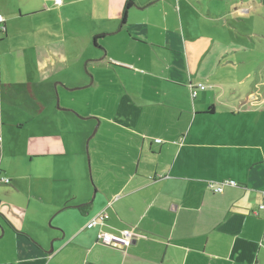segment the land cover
I'll use <instances>...</instances> for the list:
<instances>
[{
	"label": "crops",
	"instance_id": "obj_1",
	"mask_svg": "<svg viewBox=\"0 0 264 264\" xmlns=\"http://www.w3.org/2000/svg\"><path fill=\"white\" fill-rule=\"evenodd\" d=\"M82 1L92 17L99 8L100 23L73 37L105 34V49L97 54L83 43L92 95L86 107L72 97V108L111 125L101 128L100 120L92 134L105 142L91 171L93 196L81 175L64 174L55 157L66 155L64 142L50 150L46 143L53 138V147L60 136L47 129L54 89L69 99L82 74L78 60L70 64L79 53L64 33ZM96 1L0 0V264H264V93L225 94L210 80L223 51L183 28L167 35L165 12L139 23L155 0H131L124 20L128 0ZM198 84L204 88L193 98ZM9 109L29 114L16 122L4 117ZM6 125L14 132L34 126L26 159L4 162ZM79 146L75 139L71 149ZM224 180L236 185L210 187ZM101 213L102 226L84 228ZM99 229H130L133 241L125 249L100 245Z\"/></svg>",
	"mask_w": 264,
	"mask_h": 264
},
{
	"label": "rangeland",
	"instance_id": "obj_2",
	"mask_svg": "<svg viewBox=\"0 0 264 264\" xmlns=\"http://www.w3.org/2000/svg\"><path fill=\"white\" fill-rule=\"evenodd\" d=\"M98 1L102 4L101 0H97L96 3ZM113 1L116 3V0ZM141 1L142 0H137V2ZM163 1L164 4L162 3ZM174 5V3L173 5L172 3H168V0H155V2L150 5V8L147 9L151 14H147L146 11H143V14L141 13L142 15L139 17V23L143 22V19H154L153 16L163 19L165 12L167 14L166 20L162 21L161 24L165 25L164 28L167 35L171 36L173 33L181 35L180 32L183 28L185 31L197 36L202 45L205 46L208 43L212 48L223 51L224 57H221L220 64L214 66L211 70L212 74L210 80L217 82L223 87L225 94L232 95L237 91L240 94H248L250 92L254 96L263 95L264 18L260 14V6H258L260 5V0H178V5L177 3L175 6ZM83 6L84 8H82ZM88 7L91 8L89 5L84 4L83 1L74 5V7H71L72 11L70 13L73 21L70 25L73 28L68 27L69 25L66 24V21L64 23V33L76 43V48L79 53V55L70 61V64L75 65L78 60L79 69H81V66H84L85 63L82 59L84 54H86L83 43H85L87 36L85 34L86 39L83 37H73L75 32L72 30H79L82 33L92 25V22H96L97 24L100 23L99 17L97 16L99 8H95V15L92 17V15L86 11ZM114 8L113 5L110 11L106 9L102 10V13L105 16L108 14L114 15ZM42 16L43 15L36 16L35 19H41ZM92 18L94 19L92 20ZM119 23L120 19L118 21V24ZM36 34L37 35L34 34V36H37L39 39L41 34ZM35 37L30 35L29 40L33 42L37 39ZM67 42L69 41L67 40ZM86 42H89L87 43L88 46H90L89 49H92L95 53L99 54L100 52H104V39L97 40L96 46L93 42V38L89 39V41L86 40ZM102 56L103 55L100 57ZM82 70V74L80 75L79 71L78 79L75 80V84L72 85L73 87L71 86V88L75 89L73 91L71 90L70 95L67 94L69 99L64 98L61 88L59 92L54 89V105L53 103L50 104L47 115L51 122V128L47 127V129H49V132L58 131L60 136H58L59 142H56L55 146H50V144L54 143L53 138L47 139L46 143L49 144L48 150H50L54 147H63L64 142V149L61 148V150H63L66 155L63 157L55 156L64 162V174H69V172L73 170L71 172L72 174L81 175L80 179H84L89 183L91 196H93L95 193L92 177L93 163L97 156H101L99 149H101V146L104 147L105 142H102V139L100 141L98 136H93L92 131L99 126L100 120L102 122L101 128L111 125L107 124L104 119H92L84 116L86 115V109L76 111L72 108L74 107L71 101L72 97H74L75 100L79 98V104L86 107L89 97L92 95L90 92L92 91L91 88L87 87L90 80L89 78L86 80V74L84 70ZM16 72L15 70L12 71L14 74ZM70 83L72 82L70 81ZM218 89L220 88L218 87ZM100 94L101 90L97 91L95 98H98ZM56 95L59 97L58 105L56 103ZM26 103L22 101V105L25 106ZM96 104L99 105L101 102H97ZM97 112H99V114L104 113L101 109H98ZM6 113H9L12 119L15 117L14 119L16 122L22 120L23 116L29 114L25 112V114H20L18 109H15V111L9 109L8 112L4 111L3 113L5 118L7 117ZM38 123L40 122L34 124ZM32 125L24 126L20 132H14L13 128L8 129V126H5V163L8 162L10 157L16 162L26 159L28 152L27 139L29 131L34 127ZM72 137H74L73 141L71 139ZM75 139L78 140L80 146L78 149H71L72 142H74L75 145ZM95 145H97V151L95 150ZM51 155L50 153L47 157H52ZM72 159L78 162V171H75V167L70 166V160ZM12 168L19 169L16 166ZM49 226L52 228L55 227V225ZM50 248L51 245H49L48 249L50 250Z\"/></svg>",
	"mask_w": 264,
	"mask_h": 264
},
{
	"label": "built area",
	"instance_id": "obj_3",
	"mask_svg": "<svg viewBox=\"0 0 264 264\" xmlns=\"http://www.w3.org/2000/svg\"><path fill=\"white\" fill-rule=\"evenodd\" d=\"M54 5L58 6L61 4V0H53ZM3 22V17L0 15V23ZM193 88V87H191ZM197 88L203 89L204 86L201 84H198L195 86V88L192 89V95H196ZM2 182H7L8 180L5 178H1ZM236 183L230 181V180H224L219 183H210V187L214 192H220L224 186H235ZM260 210H264V204L260 205ZM257 211L254 213L256 214ZM106 218V215L101 213L93 218H91L84 226V228L91 229L96 226H102L104 223V220ZM97 242L103 245L113 246L119 249H124L127 246L130 245V243L133 241V235L132 231L130 229H123L118 232H109L105 231L103 229H99L97 233Z\"/></svg>",
	"mask_w": 264,
	"mask_h": 264
},
{
	"label": "trees",
	"instance_id": "obj_4",
	"mask_svg": "<svg viewBox=\"0 0 264 264\" xmlns=\"http://www.w3.org/2000/svg\"><path fill=\"white\" fill-rule=\"evenodd\" d=\"M130 5H131V0H128L127 3H126V5H125V7H124L123 13H122V20H124V18H125V14H126V11H127V9L130 7ZM258 6H260V14H261V15L263 16V18H264V0H260V5H258ZM1 16H2V15H1ZM3 22H4V19H3ZM3 22L0 23V31H3V30H4ZM104 35H105V34H97V35H95V37L93 38V40H94V42H95V46H96V44H97V40H99L100 38H102ZM91 61L102 62L101 59H100V60L93 59V60H91ZM89 62H90V60L87 61L88 64H89ZM201 85H203V84H201ZM192 87L195 88V86H192ZM193 88H191V96L194 98L195 95H194V96L192 95V89H193ZM197 89H199V88H197ZM196 93H197V90H196ZM157 142H159V141H157ZM86 229H87V228H86ZM96 236H97V234H96ZM96 242H97V238H96ZM97 243L100 244L99 242H97ZM131 243H132V242H131ZM131 243H130V244H131ZM100 245H103V244H100ZM103 246L111 247V248H116V247L108 246V245H103ZM117 249H119V248H117ZM124 249H125V248H124Z\"/></svg>",
	"mask_w": 264,
	"mask_h": 264
},
{
	"label": "water",
	"instance_id": "obj_5",
	"mask_svg": "<svg viewBox=\"0 0 264 264\" xmlns=\"http://www.w3.org/2000/svg\"><path fill=\"white\" fill-rule=\"evenodd\" d=\"M56 103H57V105H58V96H56ZM95 131H96V128L92 131V134H93ZM51 250H52V247L50 248L49 251H51Z\"/></svg>",
	"mask_w": 264,
	"mask_h": 264
}]
</instances>
